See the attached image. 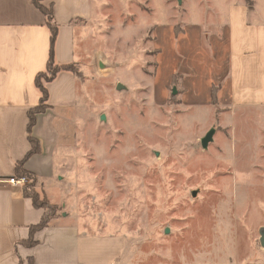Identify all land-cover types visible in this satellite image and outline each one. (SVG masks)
<instances>
[{"label":"rangeland","instance_id":"rangeland-1","mask_svg":"<svg viewBox=\"0 0 264 264\" xmlns=\"http://www.w3.org/2000/svg\"><path fill=\"white\" fill-rule=\"evenodd\" d=\"M226 1L94 0L78 21L77 133L61 158L68 182L49 192L54 202L69 192L56 213L126 235L130 261H264V106L205 91Z\"/></svg>","mask_w":264,"mask_h":264},{"label":"crops","instance_id":"crops-1","mask_svg":"<svg viewBox=\"0 0 264 264\" xmlns=\"http://www.w3.org/2000/svg\"><path fill=\"white\" fill-rule=\"evenodd\" d=\"M41 3L53 10L59 27L55 63L77 62L78 21L93 16L94 0ZM220 12L225 24L221 26L216 19L212 26L224 27L222 44L212 40L219 58L211 61L205 91L213 84L221 85L219 97L228 98L226 106L232 108L264 106V0H227ZM198 33L203 34L201 30ZM208 35L211 39L215 33ZM50 49L47 16L34 0H0V264H264L240 260L136 263L126 257V235L96 232V226L87 227L61 210L47 226L32 232L47 211L25 195L28 183L18 181L15 164L31 150L28 111L40 103L36 76L46 71ZM79 77L62 70L46 84L48 108L37 116L32 130L41 147L25 163L36 177L35 189L53 205L61 206L69 198L68 192L61 202H54L49 191L52 186L65 188L68 182L64 178L70 169L61 158L69 155L64 145L77 133L75 121L82 101Z\"/></svg>","mask_w":264,"mask_h":264},{"label":"trees","instance_id":"trees-1","mask_svg":"<svg viewBox=\"0 0 264 264\" xmlns=\"http://www.w3.org/2000/svg\"><path fill=\"white\" fill-rule=\"evenodd\" d=\"M43 0H34L35 4L46 14L47 16V22L48 26L51 31V49H50V59L48 61V66L46 71H42L37 74L36 76V84L38 88L41 91V99L40 103L31 108L28 111V117H29V126H28V139L31 144V150L28 152V154L25 156L23 160H20L16 162L15 164V170H16V176L17 177H29L30 183H28L25 187V195L28 197H31L33 199V202L36 206L38 207H43L46 208V215L43 217L42 221L38 223L37 225H34L31 230L32 232H35L49 224L50 218L56 213L58 210L56 205H53L50 203L46 195H44V200L41 201L39 198V192L35 189V184H36V177L35 175L29 171L28 169L25 168V163L26 160L33 155L34 153L39 152L40 150V140L36 137L33 136L32 130L34 125L36 124L37 121V116L40 113H43L47 110L48 108V100H49V91L46 86L48 82H51L52 80L55 79L56 75L62 71V70H67V71H74V64H65V65H57L55 63V43L56 39L58 36L59 32V27L55 22L54 19V13L53 10L50 8H47L44 6L41 2ZM250 1V0H248ZM50 71V75H46L47 72ZM40 78H45V82L41 83ZM214 102H216V99H214ZM33 243V241H31Z\"/></svg>","mask_w":264,"mask_h":264},{"label":"water","instance_id":"water-1","mask_svg":"<svg viewBox=\"0 0 264 264\" xmlns=\"http://www.w3.org/2000/svg\"><path fill=\"white\" fill-rule=\"evenodd\" d=\"M180 3H182V0H179ZM106 63H104V61L102 59L99 60V67L100 69H105L106 68ZM125 88V86L122 83H118L117 85V89H123ZM177 93V89L174 87L173 88V94L175 95ZM102 120H105V115L103 114L101 116ZM216 133V127L211 128L206 135L201 139V144L204 148H207L208 145L214 140V135ZM198 190H193L192 191V195L193 197H196L198 194ZM166 231H169V229H167ZM260 237H259V241L261 246L264 248V226L260 228Z\"/></svg>","mask_w":264,"mask_h":264},{"label":"built area","instance_id":"built-area-1","mask_svg":"<svg viewBox=\"0 0 264 264\" xmlns=\"http://www.w3.org/2000/svg\"><path fill=\"white\" fill-rule=\"evenodd\" d=\"M10 181L14 183V182H15V178H11ZM18 181H19V182H23V183H28L26 177H20V178L18 179Z\"/></svg>","mask_w":264,"mask_h":264}]
</instances>
